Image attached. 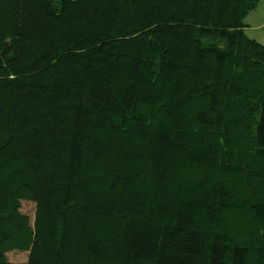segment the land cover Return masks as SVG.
Segmentation results:
<instances>
[{"label": "trees", "instance_id": "1", "mask_svg": "<svg viewBox=\"0 0 264 264\" xmlns=\"http://www.w3.org/2000/svg\"><path fill=\"white\" fill-rule=\"evenodd\" d=\"M258 1L0 0V264H264Z\"/></svg>", "mask_w": 264, "mask_h": 264}, {"label": "rangeland", "instance_id": "2", "mask_svg": "<svg viewBox=\"0 0 264 264\" xmlns=\"http://www.w3.org/2000/svg\"><path fill=\"white\" fill-rule=\"evenodd\" d=\"M244 33L261 44H264V0H259L256 7L251 10L244 18ZM34 204L29 201L21 203V212L30 219L34 215ZM6 258L13 263L25 262L27 259L26 251L11 250L6 253Z\"/></svg>", "mask_w": 264, "mask_h": 264}]
</instances>
